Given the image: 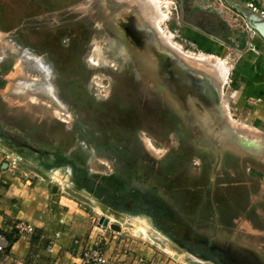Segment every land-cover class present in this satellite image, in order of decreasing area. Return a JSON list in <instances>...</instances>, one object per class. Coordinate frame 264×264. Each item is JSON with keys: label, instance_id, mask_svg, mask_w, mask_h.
Segmentation results:
<instances>
[{"label": "rangeland", "instance_id": "rangeland-1", "mask_svg": "<svg viewBox=\"0 0 264 264\" xmlns=\"http://www.w3.org/2000/svg\"><path fill=\"white\" fill-rule=\"evenodd\" d=\"M1 160L49 203L40 264H264V0H0Z\"/></svg>", "mask_w": 264, "mask_h": 264}, {"label": "crops", "instance_id": "crops-1", "mask_svg": "<svg viewBox=\"0 0 264 264\" xmlns=\"http://www.w3.org/2000/svg\"><path fill=\"white\" fill-rule=\"evenodd\" d=\"M2 161L0 163H3ZM2 166L6 165L2 164ZM16 180V178L7 176L6 171L0 170V186L6 188V192L11 193V195L15 191L16 194L15 196L12 195V199L18 201L13 203L16 208L0 212V232L8 243L7 258L4 261L0 256V264H40L44 261L49 263V260L59 261L56 259L59 246L52 241L58 232L50 226L53 218L49 203L43 200L38 202L30 199L33 194L29 192L28 185H22V188L18 189ZM18 194L20 196H17ZM5 202H7V197H5ZM59 223L65 224L66 222L62 221L61 218ZM24 225L32 226L33 233L29 235L21 233L20 226Z\"/></svg>", "mask_w": 264, "mask_h": 264}, {"label": "built area", "instance_id": "built-area-1", "mask_svg": "<svg viewBox=\"0 0 264 264\" xmlns=\"http://www.w3.org/2000/svg\"><path fill=\"white\" fill-rule=\"evenodd\" d=\"M33 230H34L33 227L29 225L20 226V231L23 234H27V235L32 234ZM7 249H8V243L4 235L0 232V256L4 261L7 258L6 257ZM83 260L91 264H110L108 262V258L105 256V253L102 251L101 248H98L97 245L92 250L84 253ZM15 264H20V263H15Z\"/></svg>", "mask_w": 264, "mask_h": 264}, {"label": "bare ground", "instance_id": "bare-ground-1", "mask_svg": "<svg viewBox=\"0 0 264 264\" xmlns=\"http://www.w3.org/2000/svg\"><path fill=\"white\" fill-rule=\"evenodd\" d=\"M160 13V12H159ZM161 13H162V11H161ZM159 23V22H158ZM158 23H156V24H158ZM149 25H151V24H149ZM163 31L164 30H161V34H163ZM160 33V32H159ZM202 58V57H201ZM205 59V58H204ZM202 60H203V58H202ZM219 60V59H218ZM217 60V61H218ZM91 64H93V66H97L98 64L97 63H91ZM90 64V65H91ZM215 64V63H214ZM220 64V63H219ZM225 68V67H224ZM227 69V68H226ZM224 71H226V70H223V66L222 65H216V73H217V75H218V81L220 82H218V84H221V87H222V85L226 82V80H227V73H225ZM206 78V76L204 75H202L201 76V78L200 79H205ZM216 79V78H215ZM206 80V79H205ZM213 85L214 86H216V83L214 82L213 83ZM216 88H217V86H216ZM223 88V87H222ZM218 89V88H217ZM60 115H62V116H66L67 114H65V113H63V112H61L60 111ZM69 115V114H68ZM134 217V216H133ZM102 219L103 220H105L106 218H104V217H102ZM101 219V220H102ZM106 220H108V219H106ZM109 224H114V223H110L109 222V220H108V225ZM102 225H103V223H102ZM149 227H150V225H149ZM156 233H157V235H158V238L160 239V240H163V241H166V240H168V243L170 244V243H172L173 241H171L166 235H164L162 232H160L159 230H157V229H155L154 230ZM174 243V242H173ZM174 244H176V243H174ZM177 245V244H176ZM188 252V254L192 257V259H194V260H196V261H200V262H203V263H206V262H208L209 260L208 259H206L205 257H202V256H198V255H195V254H193L192 252H189V251H187Z\"/></svg>", "mask_w": 264, "mask_h": 264}, {"label": "trees", "instance_id": "trees-1", "mask_svg": "<svg viewBox=\"0 0 264 264\" xmlns=\"http://www.w3.org/2000/svg\"><path fill=\"white\" fill-rule=\"evenodd\" d=\"M137 214H147V216L151 217L152 219H154V223L155 226L157 228H159L160 230L164 231L166 234L173 236L172 231L170 232L169 230H165L164 225L158 221L157 217L159 216L156 212L152 211V210H143V211H135ZM204 256H206L207 258H211V256L209 254H204Z\"/></svg>", "mask_w": 264, "mask_h": 264}, {"label": "water", "instance_id": "water-1", "mask_svg": "<svg viewBox=\"0 0 264 264\" xmlns=\"http://www.w3.org/2000/svg\"><path fill=\"white\" fill-rule=\"evenodd\" d=\"M136 35H137L138 38H142V36H145L146 35V31L143 32V30H136ZM183 71H185V70H183ZM10 140H12V142H14L15 144H20V143L16 142L14 139H11L10 138ZM20 145L21 146H24V147H28L27 145H24V144H20ZM106 225H108V220L105 219L104 220V223H103V226H106ZM110 226H111L112 229H114L116 231H119L120 230V227L117 226V225L110 224Z\"/></svg>", "mask_w": 264, "mask_h": 264}, {"label": "flooded vegetation", "instance_id": "flooded-vegetation-1", "mask_svg": "<svg viewBox=\"0 0 264 264\" xmlns=\"http://www.w3.org/2000/svg\"><path fill=\"white\" fill-rule=\"evenodd\" d=\"M186 250H188V249H186ZM188 251L191 252L190 250H188ZM192 253H193V252H192ZM193 254H194V253H193ZM203 257H204V256H203ZM205 258H207V257H205ZM207 259H208V258H207ZM215 261H216L217 264H220L219 261H217V260H215Z\"/></svg>", "mask_w": 264, "mask_h": 264}]
</instances>
